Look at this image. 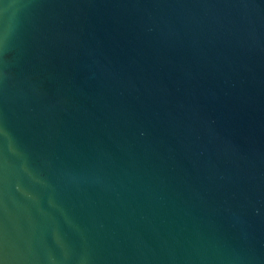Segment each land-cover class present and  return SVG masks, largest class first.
Masks as SVG:
<instances>
[{
	"label": "water",
	"instance_id": "95a60500",
	"mask_svg": "<svg viewBox=\"0 0 264 264\" xmlns=\"http://www.w3.org/2000/svg\"><path fill=\"white\" fill-rule=\"evenodd\" d=\"M0 264H264V0H0Z\"/></svg>",
	"mask_w": 264,
	"mask_h": 264
}]
</instances>
